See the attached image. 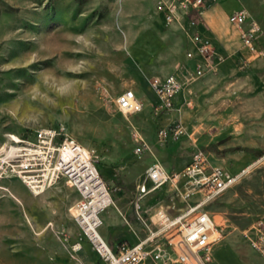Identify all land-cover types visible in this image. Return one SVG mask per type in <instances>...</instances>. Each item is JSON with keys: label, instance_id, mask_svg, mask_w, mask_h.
I'll return each instance as SVG.
<instances>
[{"label": "rangeland", "instance_id": "rangeland-1", "mask_svg": "<svg viewBox=\"0 0 264 264\" xmlns=\"http://www.w3.org/2000/svg\"><path fill=\"white\" fill-rule=\"evenodd\" d=\"M162 2L182 0H0V158L8 150L27 151V141L11 138L63 129L95 154L113 197L109 208L120 207L136 227L135 197L154 160L182 171L195 160L192 142L212 165L233 171L264 156V34L262 53L253 54L228 18L247 3L264 30V0H203L202 14L193 11L170 23L159 9ZM192 19L224 61L178 94L176 110L156 114L151 83L186 61ZM126 90L143 103L140 112L118 108ZM178 127L184 132L174 138L171 131ZM165 131L170 133L161 139ZM138 134L151 152L137 154ZM22 175L0 179V264H93L97 256L86 242L79 259L64 245L81 238L73 188L60 179L36 195ZM9 179L16 180L24 200L5 186ZM157 190L145 204L146 218L157 208L187 204L170 183ZM205 208L227 225L212 264H264L244 234L264 213V163ZM108 209L102 229L116 247L127 238L124 232L115 235L125 227L124 216L108 224Z\"/></svg>", "mask_w": 264, "mask_h": 264}, {"label": "built area", "instance_id": "built-area-1", "mask_svg": "<svg viewBox=\"0 0 264 264\" xmlns=\"http://www.w3.org/2000/svg\"><path fill=\"white\" fill-rule=\"evenodd\" d=\"M236 1L242 3L245 0ZM202 4L203 0H182L179 4L162 2L159 9L165 12V18L170 23L188 16L193 10L200 12ZM228 18L239 30L242 45L253 54H261L260 41L264 30L259 20L245 7L233 10ZM190 25L195 30H187L191 46L186 51V61L177 72L152 82L158 96V101L153 104L156 114L176 110L178 94L224 61V56L213 49L210 39L196 30L199 26L197 21L192 19ZM116 103L125 113H136L143 109V103L133 90L119 95ZM167 132L170 133L165 131L160 138L163 139ZM171 132L172 137L176 138L184 131L178 127ZM138 135L137 154L141 155L147 150L151 152L145 138ZM11 139L33 142V151H18V148L17 152L8 150L5 158H0V162H3L0 179L13 178V174H23L27 180H31V176H39L46 188L64 179L79 195L77 214L73 218L81 234L79 240L66 242L65 248L73 259H79L86 242L100 264H144L149 259L155 264H212L215 247L225 238L227 225L216 222L205 208L206 204L232 188L256 165L264 163L263 156L240 171L233 172L212 165L208 155L195 142L191 143L195 160L182 171L171 172L160 160H154L147 169L146 181L138 186L134 201L137 215L145 224L148 234L137 244L122 241L115 248L101 234L104 225L102 213L113 201L98 169L95 154L61 128L42 129L32 139ZM10 155H17V162H10ZM167 183L172 184L175 192L187 202V208L174 217L160 210L156 214V221L149 223L140 211L141 201ZM197 194L199 197L192 202ZM244 234L264 260V213Z\"/></svg>", "mask_w": 264, "mask_h": 264}, {"label": "crops", "instance_id": "crops-1", "mask_svg": "<svg viewBox=\"0 0 264 264\" xmlns=\"http://www.w3.org/2000/svg\"><path fill=\"white\" fill-rule=\"evenodd\" d=\"M242 7H245L254 17H255V15L247 8V3H245V4H243L242 5ZM235 10V9H234ZM193 11H196V10H193ZM192 11V12H193ZM202 12L203 11H201V9H200V13L202 14ZM232 12V11H231ZM230 12V13H231ZM163 80V79H162ZM151 85H152V83H151ZM153 88V87H152ZM156 93V92H155ZM157 98H158V96H157ZM255 161V160H254ZM254 161H252L251 163H253ZM250 163V164H251ZM249 164V165H250ZM248 166V165H247ZM257 166V165H256ZM255 166V167H256ZM243 168H245V167H243ZM243 168H241V169H243ZM241 169H239V170H237V171H233V170H231V169H229V170H231V171H233V172H238V171H240ZM62 180V179H61ZM17 182H16V180H12V179H9V180H5L4 181V184H5V186H8V187H13V188H15L16 186H17V184H16ZM70 187V186H69ZM55 188V187H54ZM72 188V187H71ZM47 189L48 188H46V189H44V190H40V191H35V190H33V189H31V191L34 193V194H36V195H39V194H41V193H44V192H46L47 191ZM73 190L75 191V194L77 195V200H78V197H79V195H78V193L76 192V190L73 188ZM158 191V190H157ZM157 191H154V192H152V193H150V194H148L147 196H145V198H143V200L141 201V213H142V216L144 217V219L147 221V222H151L152 220L153 221H156V214H157V212L158 211H160V210H165V209H161V208H157V209H155V211H154V213L151 215V217H149V218H146L145 217V215L143 214L144 212H145V204H146V202H147V200L151 197V196H153L152 194H154L155 192H157ZM15 192L21 197V198H23V200H24V198H25V196L23 195V193L21 192V191H19V190H17L16 188H15ZM66 192L67 193H70L71 192V190H70V188H66ZM178 195V194H177ZM179 196V195H178ZM195 198V196L192 198V202H194V201H196L197 199H194ZM187 208V204L186 205H180V204H171L170 205V208H168V210H165V212H167L168 213V215H170L171 217H174V216H176V215H178V214H180V213H182L183 211H185V209ZM134 210H135V215H136V217L138 218V220H139V222H140V225L138 226V227H136L133 223H131V221H129V219H128V217L124 214V212L121 210V208L120 207H117V210L116 209H114V208H109L106 212H105V214H104V218L107 220V222H108V224H110L111 223V221L113 222V221H117V222H120V214L121 215H123L124 216V221H125V227L123 228V229H121V230H119V231H117V233L115 234V235H118V234H120L121 232L123 233H125L126 234V236H127V238H126V241L128 242V243H130V244H137L138 242H140L142 239H144L146 236H147V234H148V230H147V228H146V226H145V224L143 223V221L139 218V216L137 215V212H136V209L134 208ZM27 220H28V222L30 223V224H32V219L28 216V214H27ZM103 227V226H102ZM48 229V226H44L43 228H42V231L41 232H44V231H46ZM143 232V233H142ZM101 234L103 235V237L105 238V236L107 237V236H109V233H108V229L107 228H101ZM115 235L114 236H112V240L114 241L115 240ZM106 239V238H105ZM136 239V242H134V240ZM86 245L88 246V248H90V246L86 243ZM86 245L84 244V248H83V250H86ZM119 245V244H118ZM118 245L116 246V247H118ZM115 247V246H114ZM115 247V248H116ZM91 249V248H90ZM88 254V253H87ZM147 262H152V263H154L151 259H149ZM147 262H145L144 264H147ZM93 264H100V260H99V258L97 257V260L96 261H94L93 262Z\"/></svg>", "mask_w": 264, "mask_h": 264}, {"label": "bare ground", "instance_id": "bare-ground-1", "mask_svg": "<svg viewBox=\"0 0 264 264\" xmlns=\"http://www.w3.org/2000/svg\"><path fill=\"white\" fill-rule=\"evenodd\" d=\"M27 151H33V143L28 142V141H27ZM22 178L28 184L30 189H33L35 191H40V190H44L46 188V187H44V180L39 179V176H31V180H27V177H23V175H22ZM111 199L113 201L112 195H111ZM73 209L75 210L74 215H76L77 214V205H75V207Z\"/></svg>", "mask_w": 264, "mask_h": 264}]
</instances>
